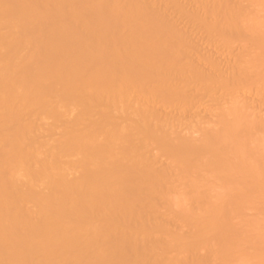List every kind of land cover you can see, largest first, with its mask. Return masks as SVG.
I'll list each match as a JSON object with an SVG mask.
<instances>
[{
    "label": "bare ground",
    "instance_id": "6f19581e",
    "mask_svg": "<svg viewBox=\"0 0 264 264\" xmlns=\"http://www.w3.org/2000/svg\"><path fill=\"white\" fill-rule=\"evenodd\" d=\"M0 264H264V0H0Z\"/></svg>",
    "mask_w": 264,
    "mask_h": 264
}]
</instances>
